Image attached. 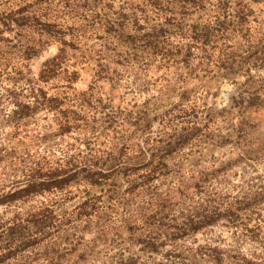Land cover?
Instances as JSON below:
<instances>
[{
	"label": "rangeland",
	"instance_id": "374dc122",
	"mask_svg": "<svg viewBox=\"0 0 264 264\" xmlns=\"http://www.w3.org/2000/svg\"><path fill=\"white\" fill-rule=\"evenodd\" d=\"M10 1L0 0V11ZM81 2L75 0L71 6H66L63 0H42L31 5V12H23L31 15L34 11L41 20L59 23V27L67 31L64 36L40 31V26L35 24L10 31L0 22L3 75L19 69L26 72L27 77L37 74L42 63L57 53L63 38L69 44L65 46L68 62L64 63L68 73L62 72L42 85L48 94L57 93L68 106L77 107L81 123L89 119L88 123L97 125L99 121L95 118L112 116L115 130L125 135L134 149L140 145L148 149L147 139L155 140L162 128L166 131L177 128L179 132L189 119H194L201 130L193 141L168 153L167 165H159L158 176L153 174L146 185L136 184L132 188L125 176L115 173L102 184L80 179L63 190L47 192L31 200L29 203H37L39 199L49 203L57 215L53 224L61 230L40 248L4 260L0 255V264H118L121 259L126 264H159L175 252L181 254L183 264H213L209 261L212 257L208 247H218L224 259L222 264H243V257L254 264H264V229L256 225L264 217V200L256 210H240L232 215L236 224L232 223V218L227 220L221 216L213 225L176 240L171 234L155 237L154 216H150L148 209L150 199L154 208L158 192L164 196L162 204L176 206V199L168 196L166 190L172 176H162L168 172L181 171L188 178L185 179L188 188L182 190L187 206L203 201L206 188L200 192L194 182L202 170L212 177V167L218 169L208 188L210 194H214L211 196L214 205L248 202V193L264 191V111L257 110L244 120L250 109L238 107L231 100L240 91L254 97L250 89L257 88L256 103L264 105V68L248 67L254 56L264 52L263 2H249L253 13L248 26L255 38L250 36L249 42L241 40L243 46L236 51L234 66L213 61L205 69L195 70V77L187 76L176 84L171 82L170 76L177 70L172 69L173 74L164 73L154 47L140 39L146 32L154 35V24L163 18L146 0H96V5L90 9L81 7ZM203 17L201 12L178 18L179 29L169 27V32L181 35V30ZM261 36L262 41L256 44ZM227 37L222 36L217 48L228 47ZM179 59L181 57L177 60L178 72L184 65ZM196 62L195 59L194 65ZM72 70L78 73L73 83L69 80ZM11 108L12 105L5 102V110ZM192 116L194 118H190ZM238 116L243 121L238 123ZM40 123L45 121L40 119ZM8 130L9 127L0 122V135ZM63 139L72 141L66 136ZM154 152L156 149L148 150L143 160L135 154L132 159L123 161L124 166L136 168L128 179L139 182V176L148 172L145 169L154 168V162L150 164ZM121 204L125 209L122 210ZM90 210L96 215L85 217L84 213ZM0 215H8L3 206ZM104 226L106 230L99 231ZM154 241L160 243L156 251Z\"/></svg>",
	"mask_w": 264,
	"mask_h": 264
},
{
	"label": "trees",
	"instance_id": "16d2710c",
	"mask_svg": "<svg viewBox=\"0 0 264 264\" xmlns=\"http://www.w3.org/2000/svg\"><path fill=\"white\" fill-rule=\"evenodd\" d=\"M41 1L11 0L0 11V22L10 31L35 24L40 26V31L48 34L57 32L64 36L67 31L60 28L59 23L50 19L41 20L34 11L31 15L23 13L24 10L31 12L29 11L31 5ZM73 1L75 0H63L66 6H71ZM146 1L156 14L163 18L154 24V35L146 32L140 39L147 42L148 46L154 47L159 56V66L164 68V73L169 74L172 73V69L177 70L174 74L172 73L173 77L170 76L171 82L175 84L183 81L187 76L195 77V70L198 72L200 69H205L213 61H220L222 65L226 63L229 67L234 66L236 51L243 46L241 40L249 42L255 38L250 34L248 26L253 13L249 2L264 4V0ZM79 4L84 9H90L91 6L96 5V0H82ZM262 11L264 13V9ZM201 12L204 17L190 23L184 31L181 30V35H173L169 32V27L179 29L181 22L178 18ZM107 23L111 24V21ZM222 36H228L229 44H226L228 47L217 48ZM262 39L263 36L259 37L256 44ZM66 45L69 44L61 38L57 53L46 59L37 74L32 77H27V73L21 69L6 71L4 76L0 68V122L9 127L5 134L0 135L2 138L0 142V207H5L8 212L5 217L0 215V255L3 260L27 250L42 247L48 238H51L57 230H61L60 226L53 224L57 216L55 209L45 200L39 199L37 203H29L31 200L47 192L63 190L80 179L90 184H102L115 173H119L118 176H125L126 180L132 184V188L137 185H146L151 182L153 174L158 176L156 170H159V165H167L168 153L193 141L201 130L194 119H189L185 121L186 126L179 132L177 128L169 127L171 131L162 128L155 140L147 139L148 149L142 145H137V149H134L135 147L129 144L126 136L115 130V119L112 116L101 115L100 118H95L96 122L99 121L97 125L88 123L89 119L81 123L80 110L77 107L68 106L64 98L57 93L48 94L42 85L55 79L62 72L68 73L64 65L68 62L65 57ZM250 56L252 58L253 54ZM179 57H181L179 62H183L184 65L178 72ZM195 59L196 65H194ZM253 60L249 68L251 66L264 68V52L260 56H254ZM69 75L72 83L78 78L76 70H72ZM250 90L255 93L254 97H249L250 93L246 91H240L236 97H231L232 104L250 109L247 116L243 117L244 120L251 118L257 110L264 111L262 108L264 105L256 103L255 98H259L256 93L257 88ZM5 102L12 105L8 111L5 110ZM188 106L191 107V105ZM193 116L190 118H194ZM239 118V116L236 117L238 123L242 120ZM40 119H43L45 123H40ZM65 136L70 137L72 141H64ZM62 141L65 144H62ZM81 144L84 147H81ZM154 149L156 152L151 154L150 161V164L154 162V168L145 169L148 172L139 176L141 180L139 182H136L137 179L134 178L128 179L134 174L136 168L124 166L123 161L132 159L135 154L143 160L147 151ZM144 166L149 168L147 164ZM217 170L210 168L212 177L204 170L198 172L200 176L194 184L200 192L206 188L205 197L202 198L203 201L199 200L193 206H187L184 202L182 190L188 188L186 181L188 178L186 179L185 174L181 171L162 173L163 177L172 176V181L167 184L166 190L167 195L175 198L177 202L175 207L165 206L161 201L164 196L159 192L156 199L154 198V202L156 200L154 208L153 200L150 199L148 202L150 216H154L155 237L158 235L157 238H161L171 234V237L176 240L185 236L186 233L193 234L213 225L221 216L227 220L232 218V223L236 224L235 217L232 215L235 216L240 210H256L260 207L259 204L264 200V191L248 193L250 195L248 202L214 205L215 201L211 197L214 194H210L211 191L208 188ZM120 206L122 210L125 209L124 205ZM84 215L89 218L96 213L90 210ZM259 216L262 214L259 213ZM262 218V222L256 224L258 229H264V217ZM106 228L104 226L99 231H105ZM159 244L154 241V251L158 250ZM208 249L212 257L209 261L213 264H222L224 259L218 247H208ZM183 262L181 254L175 252L171 257L166 256L165 260L160 261L159 264H183ZM242 262L254 264L253 261L244 257ZM118 264L126 263L121 259Z\"/></svg>",
	"mask_w": 264,
	"mask_h": 264
}]
</instances>
